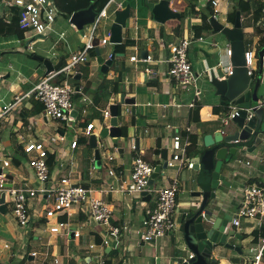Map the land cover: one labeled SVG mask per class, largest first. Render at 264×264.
<instances>
[{"label":"crops","instance_id":"crops-1","mask_svg":"<svg viewBox=\"0 0 264 264\" xmlns=\"http://www.w3.org/2000/svg\"><path fill=\"white\" fill-rule=\"evenodd\" d=\"M140 1L142 0H132V4L130 6V18L127 22V28L123 30L122 44L124 43L126 37H128L135 42V45L134 47L129 48L132 50V53L128 58H126V51L128 49L124 53L116 54L119 56H116L114 63H117L118 69L115 67L110 68V72L107 75H103L98 56L95 58L91 55L89 56V60L86 64L80 65L76 68L75 75L78 83L73 87L76 91L75 99H77L75 102V111H78L79 114H77V116L73 115L75 120L71 122H62L47 119L43 104L39 102L38 99L33 97L30 100L25 101L21 109L12 114L9 120L6 121L4 126L0 129V170L7 171L12 177L11 180H14V178L18 179L22 188L36 189L41 187V185L40 183L38 184L34 171L28 166V156L25 154L22 159L19 156L20 150H23L24 147L30 143H41L49 150L48 160L52 164L54 163L52 171L54 185L57 179L66 177L72 178V172L76 169L79 170L81 167H85L86 163H89L87 164L88 171H90L89 168L92 169L93 166H95V149L92 148L93 151H91L86 143L88 136L86 135V127H84L83 124L87 123L95 125L96 129L93 130L91 136H98L97 149L100 152L102 160L101 165L103 169L99 171L96 169L92 170L95 172L90 171V177L87 179V183L89 184L84 182L86 177L82 173L78 178L80 181H73L77 184L88 186V188L94 191L93 195L113 200L117 208L112 218L113 225L118 227L128 226L129 231L123 232L119 241L112 242L111 246L105 248L104 251L100 246L91 250L90 246L92 244L100 245L96 242V240H100L102 243L104 229L91 222L89 205L84 204L83 206H75L71 212L72 215L69 217L67 216L66 219V222H68L73 229L80 231L81 237L78 238L80 241H78L77 238L75 239L73 236H69V238L56 237L46 230V228L40 223V219L37 217V215L40 214L38 209L42 210L44 205L42 197H39V199L31 201V216L33 220L30 227L32 228V232H27V235L30 236L31 234L30 240L41 242L42 247H39L40 250L33 249L31 251H27L26 253L23 251L19 255L21 259L18 256V263L20 264H24V262L28 259L27 257H30L29 264H55L56 258L60 261L62 251L60 242L63 239L69 240L67 243L68 245L66 246L67 258L69 260H74L76 264L88 263L92 261V259H94L93 257L97 254L102 256L104 254L103 257L106 264H180L181 258H184L188 254L192 253L186 247L181 226L180 230H176V232L171 233L169 236L158 239L155 242L139 244V238L137 237L136 232L141 229L144 212L148 208L142 213L141 219H135L133 212L135 213L137 205L133 204L132 195L121 194L118 192H110L107 194L102 193L101 190L109 189L110 186H113L114 189H119L120 184L130 180L133 169V158L137 155L135 152L133 153L130 148V140L132 138L136 139L138 148V152L136 153H138V155L139 152H141L144 159L153 166L156 162H158L160 166H163V164L166 163L171 156L172 140L176 133H180L182 135L187 133L190 137V135L195 134L199 136V132L201 131L203 136H199L200 140L198 148L205 149L204 137L206 135H213L217 131H221L223 129L221 125V117L214 114L212 111L214 107H219L223 101V97L216 94V89L214 87L209 89L206 88V90H208L207 93L210 95L206 96L205 100H202V98L197 100V103H200L203 106L201 111V122L195 124L189 123L191 110L195 107L191 109L188 106L194 101V95L193 92H186L178 88L175 85V82L168 78L171 59L170 45L179 42L180 39L184 37L192 39L191 51H195V57L200 60L198 66L200 70L199 72L194 70L193 63L191 62L193 71L199 78L202 75L204 79L209 80L210 77L207 68L210 63L213 68H216V70L219 68L221 63L227 65L228 59L226 58V52L230 49V43L223 34H216L210 25L207 32L203 33L200 37L197 36L192 26L200 24V19L199 17H196L195 14H192V11L188 16L193 19L192 22L190 23L191 20H187L184 26L183 36L178 38L174 35V32L175 28L179 25V22L171 28L161 27L151 18V13L146 6V0H143L142 4H139ZM154 1L157 2L158 0ZM207 6L210 5L207 4L206 0H200L199 7L196 11L206 9ZM170 7L176 11L180 9L174 0H172ZM221 7L223 8L220 9V14L223 12L224 17L221 18V21L219 20V22L222 24L225 23L223 24L225 27L232 28L233 25L228 22V14L232 8L231 0L228 3L223 2L220 8ZM252 14L253 13H248L246 17H250ZM243 18L244 17L242 16V20ZM106 20L110 21L112 27L115 17H109ZM111 27L107 30V32H105L103 37L97 38L99 40L108 38L109 34H111ZM260 27L264 30V17L260 22ZM74 29L76 30L75 27ZM243 31L246 48V44L249 43H246L245 41V33L250 32L253 34V28H243ZM76 32L78 31L76 30ZM19 33L23 32L18 30V32L13 36L0 37V44H2L1 49H6V45L10 44L13 40H18L17 36ZM36 37L38 39L46 38L44 35H37ZM256 41L258 45L259 38H256ZM18 42H20V40ZM30 42L31 40H29L28 43ZM83 42L84 41H81V45L77 47V49H70L71 53L69 54L81 51L84 45ZM106 46H99V50L101 48H105ZM139 48H142V50ZM218 50L219 53L217 62L215 61V54ZM143 51H147L153 58L154 62H132L130 60L133 56H139L140 60H143ZM68 56L70 55L57 53L56 56L54 55L52 58H43L49 59L54 65H57L64 60V65ZM38 62L40 64L31 65L26 64L22 58H12L7 66L1 69V107L5 104L11 103L15 97L32 91L45 77L46 68L42 62ZM214 62H216V64ZM257 65L260 66V62H258ZM147 67H151L158 72L156 78L146 79L144 70ZM24 68L27 69V73L23 71ZM120 69L123 70V74L118 72ZM220 69L222 70V68ZM213 70L215 72V69ZM120 76L124 78L123 83L117 82L119 81ZM217 76L223 80L222 78L225 76V70L221 76L218 74ZM87 84H90L89 92H86L84 89ZM121 85L123 86L122 89ZM77 88H79V90H77ZM124 88L126 98L136 100L135 112H133L131 106H120L122 113L118 118V125L121 128L123 125L129 127L128 137L125 138L122 135V137L125 138V142H122L121 139L116 140L111 139L110 137L102 139L99 134L102 129L108 126V124H105L106 126L100 128V118H102V114L105 110H110L108 109L110 105L120 103V96L124 92ZM93 93H95V98L97 97V94H100V97L101 94L104 95V97L101 98L100 103H94ZM202 96L203 94L201 92V97ZM229 104L231 103L229 102ZM175 105H181L182 107L177 109ZM83 109L87 110L86 115L80 112ZM127 114L130 115L129 124H127L128 119L125 118ZM91 116H93V118ZM85 117H88V119ZM132 121L133 124L131 125ZM90 137L88 141H90ZM73 142L78 143L75 149L71 146ZM109 149L113 150L111 152V156L109 157H113L114 159L110 161V167H106V163L104 161H107V159L109 160V157L107 158L103 156L105 154L107 156V151ZM261 149L262 151H260ZM262 152H264V141L255 151L246 153L239 157L243 159L253 156L257 167H253V164H251L250 161H246L250 162V166H245L244 164L238 167L234 166L231 171L229 170L230 164L226 166L227 170L224 173L226 175V180L230 183L236 181L238 183V189L236 188L233 201H231L232 198L230 197L231 192L224 194L223 192L218 191V197H216L215 200L209 201V207L211 209L215 208L220 211L221 216L230 215L233 217L236 214L235 212L242 202V187L255 185L262 181L264 175V165L259 163ZM17 159H21L23 162L20 166L15 165L14 160ZM79 160L80 165L78 164ZM4 162H8L9 166L5 167ZM24 163H26L27 168L23 166ZM11 168L13 171H11ZM248 168H254L256 170L251 172ZM109 170H114L116 172V177H110ZM184 171H187L192 178L189 188L191 187V184L195 185V182L197 184L198 173L194 169H185ZM242 178H244L243 181H241ZM169 181H172V178H170ZM12 186L14 185L12 184ZM93 186L96 187V190ZM198 188L199 187H196L194 189V186H192L189 191H192V193L193 191L199 192ZM180 193L177 200L179 206L177 212L178 214L175 216V220H177V222L180 221L183 224L187 214L191 212L192 209L197 208L202 201L197 198L181 201ZM143 201L150 202L148 201L147 196H145ZM73 219H76L77 225L72 226L71 221H73ZM241 223H243L242 234H239V232L236 231V234L239 236L238 239L243 240L247 236H253L254 239L257 237L258 239L257 241H254V239L252 241L253 247L250 249L252 252V250L258 245V242L262 237V232L255 228L254 222L252 224L249 220L243 219ZM39 224L43 226L45 235L36 234L35 230L38 229ZM235 245L239 246V244ZM10 246L11 250L7 252L12 253L10 256L12 260L8 257L7 261L3 262L1 257L2 255H0V264H12L16 261V247L12 245ZM32 253H37V257H32ZM107 253L111 254L107 255ZM227 253L228 256L233 259H241L243 255H240L235 251H227ZM216 256L218 255L216 254ZM39 257H41L40 261ZM244 263L245 261L241 260V264ZM217 264L227 263L225 259L222 258L219 259V263ZM261 264H263V260Z\"/></svg>","mask_w":264,"mask_h":264},{"label":"built area","instance_id":"built-area-1","mask_svg":"<svg viewBox=\"0 0 264 264\" xmlns=\"http://www.w3.org/2000/svg\"><path fill=\"white\" fill-rule=\"evenodd\" d=\"M126 0H110L105 8L98 12L95 22L91 24V30L88 33L85 30V35L82 37L84 41L83 48L77 53H73L65 60L64 65L58 70L47 77H44L35 88L25 94H21L14 98L11 103L5 104L0 107V129L4 126L10 116L18 112L23 103L31 98L38 99L44 106V112L47 119L57 120L62 122H71L75 120L73 112L76 110L75 88L69 83L68 78L76 74V68L80 65L86 64L89 60L90 52L95 49L94 40L97 38V30L103 19L113 17L118 10L125 9ZM207 4L212 6L213 17L218 19L220 15V6L223 2L228 3L230 0H206ZM255 2L263 3L264 0H255ZM12 8L19 10V30L23 33L33 32L36 35H46L54 31L59 8L57 0H0V20L5 21L8 17V11ZM219 20V19H218ZM137 36V35H136ZM65 34H61L60 38L64 39ZM111 34L108 38L100 40L99 46H106L110 43ZM202 40V39H200ZM192 47V39L184 37L179 42L171 44V59L170 70L168 78L175 82V85L186 91L193 92L194 101L188 106L189 108L196 107L197 100L201 98V92L198 86L199 77L195 75L191 62L189 61V53ZM33 47L30 43L27 44V50L32 51ZM137 49V48H136ZM232 52L230 49L226 52L228 59L227 65L221 63L219 68L225 70V79L227 76L232 75V67L230 58ZM132 62H154L153 58L148 55L147 59H141L139 56L130 58ZM246 60L249 75H253L257 66V59L255 52L246 49ZM229 62V65H228ZM215 74L217 76V70ZM146 79L156 78L158 72L151 67L144 70ZM64 76L65 79L59 81V77ZM218 77V76H217ZM260 105L264 106V95L260 100ZM177 109L181 105H175ZM109 109V108H108ZM233 110L234 105L231 103L227 114L221 118L222 127H226L237 116ZM86 115L87 110L80 111ZM79 114V112H78ZM104 122L109 125L112 118L110 110H105L102 114ZM94 130L93 124H88L86 128V135L91 136ZM131 151L137 154L133 158V169L131 172L130 180L120 184L119 189H114L110 186L109 189L101 190L102 193L118 192L121 194H138L142 195L147 193L153 196V189L150 187V180L155 171V167L147 162L142 156L141 152L138 153L136 139L130 140ZM191 145L190 137L176 133L172 140L171 156L166 161L167 168L176 170L179 174L183 169L193 170L195 167L194 159L188 156V148ZM72 148L75 149L77 142L72 143ZM48 149L41 143H30L24 147V153L28 156V166L34 171L36 180L40 183L41 187L32 188H14L9 187L10 183L7 174L2 170L0 173V194H5L6 205L8 198L11 200L13 206V215L15 221L20 227H28L32 220L31 216V201L42 197L44 202L42 212L37 215L50 234L56 237L69 238L73 236L75 239L81 237L80 231L73 229L71 225L63 221L65 216H71L72 210L75 206H83L88 204L90 208V220L104 229L102 236V243L100 245L92 244L90 249L93 250L101 247L104 251L105 248L111 246L112 242H118L123 232H128V226L118 227L112 223V218L116 212V204L113 200L93 195L90 188L86 189L82 184H77L72 178L57 179L53 185V176L49 168ZM114 158L109 157V161ZM240 165L250 166V162H238ZM259 163L264 165V153L259 159ZM5 167L9 166L8 162H4ZM96 167L93 166L92 170ZM264 174V173H263ZM110 177H116L114 170H109ZM178 176L168 183L166 187L158 192V198L155 206L149 207L144 212L142 227L136 232L139 238V244H147L155 242L158 239L169 236L171 233L176 232L178 228L177 220H175L176 213L178 212ZM242 202L239 209V214L232 217V224L236 228L241 221L246 219L255 223V228L262 232L264 229V175L262 181L255 185H248L242 187ZM42 202V201H41ZM43 214V215H42ZM11 250L9 244H4V252ZM254 252V259L244 264H261L264 257V237H261L258 245L252 250ZM103 253V252H102ZM2 255V254H0ZM32 257L36 258L37 253H32ZM104 256V254H103ZM100 254L95 255L92 261L85 264H106L104 257ZM194 257V254H188L186 257L181 258L180 264L188 262ZM55 264H59V259H55Z\"/></svg>","mask_w":264,"mask_h":264},{"label":"water","instance_id":"water-1","mask_svg":"<svg viewBox=\"0 0 264 264\" xmlns=\"http://www.w3.org/2000/svg\"><path fill=\"white\" fill-rule=\"evenodd\" d=\"M171 2L172 0H158L157 2L146 0V6L153 21L159 25H166L168 21L181 19V14L170 7ZM130 12L131 7L129 5L124 10L115 12V20L111 27L110 43L112 45L122 44L123 30L127 28ZM97 15L98 12L91 5L87 9L74 12L70 17V23L83 37L85 27L93 24ZM209 25L214 32L221 33L227 38L232 52L230 58L232 75L221 80L216 76L209 61L210 64L207 68L209 81L216 89L218 96L227 99L234 105L235 110L233 112L237 116L221 131H217L213 135H206L204 137L206 151L199 158L193 160L195 163L194 170L198 173L197 185L200 190L192 193V196L200 198L202 202L197 208L192 209L189 215L187 214L185 223H183L186 247L194 254V257L184 264H217L219 260L216 257L223 256L227 251L243 254L242 249L232 242V240L239 238L232 224V216H221L220 211L209 207V201L218 197V191L226 194L225 187L232 188V184L226 180L224 174L227 170L226 166L232 161H237L241 155L255 151L264 141V106H261L260 103L255 105L256 101L261 100L264 95V51L259 55L260 66L256 67L253 75H249L241 12H237L232 28L225 27L213 16L209 19ZM99 44L100 40L96 38L94 46L101 64V72L103 75H107L116 56L119 55L113 54L110 59L104 61L100 54ZM148 55L147 51L142 52L143 59H147ZM33 59L44 64L46 68L45 77L58 71L63 66L64 61L54 65L49 59L43 57L34 56ZM135 103V99L126 98L124 88V92L120 96V103L109 106L112 118L109 125L101 130L99 136L102 139L110 137L125 142V138L122 137V128L118 125V118L122 113L120 106H131L135 112ZM77 114L78 111L73 112L74 116ZM199 134V136H203L201 131ZM89 144L91 148L95 149V161L98 168L102 167L100 152L97 149L98 136L92 135ZM163 167H167L166 163L163 166H156L150 180V187L154 185L155 179L161 175ZM4 172L11 180L12 177L9 173ZM8 186L12 187V184L10 183ZM85 188L88 189V186ZM141 196L142 199L147 196L148 201L151 199L147 193H143ZM5 202L6 196L3 193L0 197L1 214L8 212Z\"/></svg>","mask_w":264,"mask_h":264},{"label":"rangeland","instance_id":"rangeland-1","mask_svg":"<svg viewBox=\"0 0 264 264\" xmlns=\"http://www.w3.org/2000/svg\"><path fill=\"white\" fill-rule=\"evenodd\" d=\"M77 1L79 2V0H57L59 8L61 6L67 5V4L73 5V3H76ZM142 1H140L139 4L140 3L142 4ZM183 1L185 4H187L186 0H183ZM253 3H254V5L256 4L255 2H253ZM133 7H134V5H133ZM179 7L183 10H185V8H186V7H181V6H179ZM222 8L223 7H221L220 9H222ZM217 17L221 21V18L224 17L223 12H222V14L218 15ZM187 20H191L190 21V23H191L193 19H191V17H187L185 19V23L187 22ZM179 21L180 20H171V21H168L166 25H160V26L164 27V28L165 27L171 28L173 25H176V23ZM223 24H225V23H223ZM110 27H111L110 21L103 19L99 25L96 36L99 38L103 37L105 32H107V30L110 29ZM85 29L89 33L91 30V26L88 25L85 27ZM61 33L65 34V39L60 38ZM215 33L217 34V32H215ZM218 34H220V33H218ZM36 36L37 35L33 32L19 33L17 36L18 40H13L12 42H10V44H8L9 46L6 45L7 48L4 50L1 49L2 44H0V71H1V69H3L4 67L7 66V64L9 63V61H11L12 58L13 59L22 58L26 64L37 65L40 63L33 59L34 55H38L41 57H49V58H52L54 55L56 56L57 53L58 54L62 53L63 55H71V54H69V53H71L70 49H75V48L77 49V47H79L81 45V41H83V38L80 36V34L78 32H76L73 25L70 23V19L67 18L65 13L60 12V10H59V13L57 15L56 23L54 25V31L44 35L46 37L44 39H38ZM19 40H20V42H18ZM29 40H31L30 45L33 47L32 51L27 50V44H28ZM245 41H246V43H249V44H246L247 49L253 50V52L258 51L257 41H256V38L253 36V34H251L250 32H246L245 33ZM139 49L142 50V48H139ZM259 50H260V48H259ZM262 50L259 51V54L264 51V50L263 51ZM22 52H24V53H22ZM131 53H132V50H130L128 48V50L126 51V55H127L126 58H128ZM218 53H219V50L215 54L216 55L215 61H217V62H218ZM104 55H105V57L108 56L107 53H105ZM195 55H196V52L190 50L189 61L193 63L194 70L199 72L200 70H199L198 66H199L200 60H198L195 57ZM214 63L216 64V62H214ZM114 67L117 68V63H115L111 68H114ZM23 71L25 73H27L26 68H24ZM122 71L123 70H121V69L118 70V72H121V73H122ZM223 72H224L223 69L221 70L220 68H217L218 75L221 76ZM75 78H76V75H74L71 78H68V81L72 86L75 85V82L73 81V79H75ZM198 86H199V88L203 94V96L201 98H202V100L203 99L205 100L206 96L210 95L209 93H207L208 90H206V88L209 89L213 86L211 85L210 81L208 79H204L202 75L199 78ZM122 88H123V86L121 85V89ZM101 97H104V96L101 94ZM94 99H95V93H93V100ZM259 103H260V99L256 101L255 105L259 104ZM0 107H1V104H0ZM93 116H91V117L93 118ZM85 118L88 119V117H85ZM102 118H103V116H102ZM125 118L128 119L127 124H129L130 115L127 114ZM90 150H93V149L91 148ZM112 151H113L112 149H109L107 151V156L105 154L103 157L108 158L109 156H111ZM205 151H206L205 149H199L198 148V150L195 152V156H193L192 158L193 159L199 158L202 154H204ZM260 151H262V149ZM263 153L264 152H262L261 155H263ZM23 160H24V158H23ZM239 160H242L245 163H246V161H250L251 164H253V167H257V164L255 162V158L253 156H249V157L243 158V159L238 158L237 161H234V162L232 161L230 163V167H229L230 171L232 170L233 165L236 167L242 166L238 163ZM104 162L106 163L105 164L106 167H110L109 165L111 164V162L108 159H107V161H104ZM101 163H102V160H101ZM78 164L80 165V160H79ZM0 165H1V163H0ZM163 165H165V163ZM23 166H25V168H27L26 163H24ZM95 166L97 169L98 165H97L96 161H95ZM100 168L103 169V167H100ZM100 168H98L97 171H99ZM89 170L92 171L91 168H89ZM184 170L185 169H183L179 174H177L176 170L169 169L167 167H163V171L161 172V175L155 179V183L152 186L153 198L150 202L143 201L141 195H138V194L132 195L131 197L133 199V204L137 205L135 213L133 212V216H135V219H141L142 213L147 208L155 206V204H156L155 202L157 201V198H158V192L160 190H162L164 187H166L168 182H171V181H169L170 178H172V180H173L174 178H176L178 176L179 186H178L177 193L179 196V193L181 192L180 193L181 201L189 200L192 198H197V197H193L192 191L190 192L189 190L192 186H194V189L198 186L195 182V185L191 184V187L189 188V185H190L192 178L190 177L188 172L184 171ZM248 170L251 172L252 171L254 172L256 169H254V168L249 169L248 168ZM11 171H13L12 168H11ZM90 171H88L87 167L86 168L81 167L79 170L76 169L74 172H72L71 176H72L73 180L80 181L78 178L80 177V174L82 173L86 177V179H84V182L86 184H89V183H87V179H88V177H90V175H89ZM92 172H95V171H92ZM243 179L244 178H242L241 181H243ZM10 183H12L15 188H21V186H20L21 183L16 178H14V180H11ZM231 183H232V189H229V187H225V189H226V193L231 192L230 197L232 198L231 201H233V198L235 197L234 195H235L236 188L238 189V186H237L238 183L236 181L235 182L233 181ZM38 184H39V182H38ZM93 187L96 190V187L95 186H93ZM198 190H200V189L198 188ZM193 193H196V192L193 191ZM1 195L2 194H0V197H1ZM197 199L199 200L200 198H197ZM7 202L8 203L6 206H7L8 212L6 214L0 213V254H2L1 257L3 259V262H6L8 257L12 260V258L10 257L12 255V253L11 252H4V246L3 245L5 243H8V244L16 247L15 249L17 250V253H18V254L16 253V255H15V257L17 256L16 261H14L12 264H20V263H18V260H19L18 256L23 251L26 253L27 251H31L33 249L40 250L39 247H42V243L39 241L30 240L31 234H30V236L27 235V232H30V233L32 232V228L30 227V225L28 227L18 226L17 222L15 221L14 215L12 213L13 206L11 204L10 198H8ZM239 207H238L237 211L235 212L236 215L239 214V209H240ZM38 210H39L38 212H40V213L42 212L40 209H38ZM177 214L178 213H176V216H177ZM188 215H189V213H188ZM236 215H235V218H237ZM31 220H33V218H31ZM41 220L42 219L39 220L40 223H41ZM239 220L241 222L243 221V219H240V218H239ZM249 222H252V224H253L252 220ZM71 224H72V226L77 225L76 219H73V221H71ZM177 224H178L177 230H180V226L182 227V230H183L182 222L178 221ZM242 225H243V223H240L236 227V231H238L239 234H242V230H243ZM43 226H41L39 224L38 229L35 230L36 234L45 235ZM19 233H21V234H19ZM253 239H254L253 236H247L243 240L242 239H238V240L234 239L232 241L234 244H239L240 248L242 247L241 249L243 250V255H242L241 259L230 258V256H228L227 252H225L223 256L219 255L217 259L219 260V259L224 258L227 264H241V260H244L245 262H248V261L251 262L254 259V252L250 251L251 247H253V242H252ZM68 241H69L68 239H63V240H61V243H62V245H65V247H66L68 245L67 244ZM78 241H80V240L78 239ZM19 258L21 259L20 256H19ZM27 258H26L27 260L24 262V264H29V258L30 257H27ZM40 260H41V257H39V261ZM20 261H22V260H20ZM263 264H264V258H263Z\"/></svg>","mask_w":264,"mask_h":264},{"label":"trees","instance_id":"trees-1","mask_svg":"<svg viewBox=\"0 0 264 264\" xmlns=\"http://www.w3.org/2000/svg\"><path fill=\"white\" fill-rule=\"evenodd\" d=\"M109 1L110 0H79V2L77 1L76 3H73V5L67 4V5L61 6L60 8H59L58 2H57V6H58L60 12L65 13L67 18L70 19L71 15L74 12L79 11V10H83V9H87L91 5L94 6V9L97 12H101L105 8V6L107 5V3ZM174 1L178 7L179 6L186 7L185 10L181 9L180 7H179L180 9L178 10L181 14V19H178V20H180L179 25L175 28L174 35L176 37L181 38L183 36L185 19L189 16L191 11L193 12L192 14H195V16L199 17V19H200V24H196V25L192 26L196 32V35L200 37L203 33L208 31L209 19L213 15L212 6H207L206 9H203L201 11H196V9L199 7L200 0H186L187 4H185L183 0H174ZM131 2H132V0L126 1L125 6H128V5L131 6V4H132ZM253 2H255V0H231L232 8H231L230 13L228 14V22L230 24L234 25L237 12L238 11L241 12V15L244 17L242 20L243 28H245V29L246 28H253V36L256 38H259L258 51L256 52V56H257V58H259V55H260L259 51L262 49L264 50V30L260 27V22L263 20V17H264L263 16L264 4L255 2L256 3L255 4L256 6H255ZM248 13H253V14L250 17H246V15H248ZM18 24H19V10L16 8H12L11 10L8 11L7 19L5 21L0 20V37L13 36L19 30ZM161 31H164V30H161ZM163 35H164V32H163ZM134 45H135V42L132 39L126 37L123 44H120V45L109 44L105 48H101L100 54L104 60H108L113 54L124 53L128 48L134 47ZM259 48H260V50H259ZM105 53L108 54L107 57H105V55H104ZM90 55L95 57V58L97 57L95 49H93L90 52ZM259 60H260V58H259ZM122 74H123V72H122ZM64 79H65V77L61 76V77H59L58 80L62 81ZM123 80H124V78L122 76H120L119 81H117V82L123 83ZM73 81L75 82V85H77L78 80L75 78V79H73ZM84 89L86 92H89L90 84H87L84 87ZM100 90H103V89H100ZM99 97H100V94H97V97L94 99L95 104L100 103L102 97H100V98ZM229 106H230L229 101L227 99L223 98L222 104L219 107H214V109L212 111L214 114L219 115L222 118L227 114V112L229 110ZM202 107H203L202 104L197 103L196 107L191 110L190 117H189V123L195 124V123L201 122ZM100 121H101L100 122V126H101L100 128H103L104 126H106L105 123L103 122L104 121L103 118H100ZM132 124H133V121L131 122V125ZM83 125L86 128L88 126L87 123L83 124ZM95 129H96V127L94 125V130ZM128 131H129V127L126 125H123L122 126L123 137H125V138L128 137ZM183 135H188V134L184 133ZM87 139L89 140V137H87ZM88 140H86V143L88 144L89 149H91V147L89 146ZM199 140H200V137L197 134L190 135L191 145L188 148V156H190V157L195 156V152L198 150ZM91 151H93V150H91ZM19 156L21 157V159H22V157L25 156L24 149L20 150ZM21 159L14 160L16 166H20L21 163H23ZM48 164H49L50 171L52 173L53 168H54V163L52 164L48 160ZM87 164H89V163L85 164V168L87 167ZM158 165H159L158 162H156L154 167H156ZM99 170H101V168ZM66 219H67V216L62 218L63 221H66ZM261 236L264 237V229L262 230ZM257 240H258L257 237H255L254 241H257ZM96 242L98 244H101L100 240H96ZM61 249H62V251H61V257H60L59 264H76V262L74 260H71V259L69 260L67 258L66 247L64 245H62V243H61ZM110 254L111 253H109V254L107 253V255H110Z\"/></svg>","mask_w":264,"mask_h":264},{"label":"clouds","instance_id":"clouds-1","mask_svg":"<svg viewBox=\"0 0 264 264\" xmlns=\"http://www.w3.org/2000/svg\"><path fill=\"white\" fill-rule=\"evenodd\" d=\"M255 55H256V53H255ZM256 59H257V56H256ZM257 61L259 62V58L257 59ZM257 66H258V65H257ZM257 66H256V67H257ZM254 71H255V70H254ZM235 230H236V228H235Z\"/></svg>","mask_w":264,"mask_h":264}]
</instances>
